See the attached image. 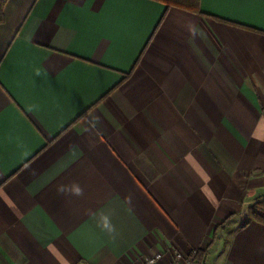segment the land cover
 Here are the masks:
<instances>
[{"label":"crops","instance_id":"0c3cea01","mask_svg":"<svg viewBox=\"0 0 264 264\" xmlns=\"http://www.w3.org/2000/svg\"><path fill=\"white\" fill-rule=\"evenodd\" d=\"M3 11L0 264H264V0Z\"/></svg>","mask_w":264,"mask_h":264},{"label":"trees","instance_id":"16d2710c","mask_svg":"<svg viewBox=\"0 0 264 264\" xmlns=\"http://www.w3.org/2000/svg\"><path fill=\"white\" fill-rule=\"evenodd\" d=\"M164 3L166 6H174L192 12H199L200 0H156ZM7 0H0V24L4 22V6ZM248 219L243 223L246 225L250 221H255L264 225V200L255 201L248 206ZM242 225V226H243ZM198 260L202 261L204 253L198 251Z\"/></svg>","mask_w":264,"mask_h":264},{"label":"built area","instance_id":"2783aa9c","mask_svg":"<svg viewBox=\"0 0 264 264\" xmlns=\"http://www.w3.org/2000/svg\"><path fill=\"white\" fill-rule=\"evenodd\" d=\"M197 254V249H191L187 252L178 249L157 251L143 259L140 264H201Z\"/></svg>","mask_w":264,"mask_h":264}]
</instances>
